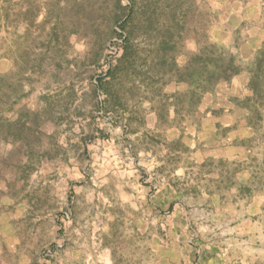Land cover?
<instances>
[{"label":"rangeland","instance_id":"1","mask_svg":"<svg viewBox=\"0 0 264 264\" xmlns=\"http://www.w3.org/2000/svg\"><path fill=\"white\" fill-rule=\"evenodd\" d=\"M213 1L0 0L6 263H201L211 216L196 186L238 165L198 154L214 128L222 145L243 134L220 123L246 68L242 125L264 172V44L245 64L242 34L214 39ZM235 235L216 238L250 262L254 237Z\"/></svg>","mask_w":264,"mask_h":264},{"label":"crops","instance_id":"2","mask_svg":"<svg viewBox=\"0 0 264 264\" xmlns=\"http://www.w3.org/2000/svg\"><path fill=\"white\" fill-rule=\"evenodd\" d=\"M213 3L220 14L215 31L212 32L213 38L228 42L238 32L243 38L236 51L245 64L258 58L264 44V0H214ZM252 77V72L247 68L234 76L233 84L240 91L242 102L238 105L235 98H228L227 107L223 109V122L220 123L232 132L243 126V134L239 137L234 135L236 141L222 145L214 128L212 138L206 141V149L198 154L197 160L201 162L218 159L238 165L230 180L221 172L211 171L203 176H207L213 186H196L203 201L197 207L206 210L211 216L207 220L210 238L204 245L206 252L200 264H264V172L255 166L254 150L247 144L253 135V126L248 123L242 125V116L250 114L248 103L251 99ZM261 152L264 155V139ZM229 233L236 234L242 244H245L246 238L254 237L256 249L250 262H247L246 256L230 257L229 247L223 248L224 244L216 238L227 237ZM4 245L0 229V264H8L4 259ZM162 258L174 264L172 257L164 255Z\"/></svg>","mask_w":264,"mask_h":264},{"label":"trees","instance_id":"3","mask_svg":"<svg viewBox=\"0 0 264 264\" xmlns=\"http://www.w3.org/2000/svg\"><path fill=\"white\" fill-rule=\"evenodd\" d=\"M253 78H254V77H252L251 83H252V81L254 80ZM251 83H250V84H251ZM98 86H99V83H98Z\"/></svg>","mask_w":264,"mask_h":264}]
</instances>
